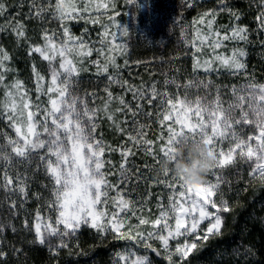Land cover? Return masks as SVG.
<instances>
[{
	"label": "rangeland",
	"instance_id": "obj_1",
	"mask_svg": "<svg viewBox=\"0 0 264 264\" xmlns=\"http://www.w3.org/2000/svg\"><path fill=\"white\" fill-rule=\"evenodd\" d=\"M120 1L121 0H90L89 2V0H64L66 5H75L77 9H83L85 7V4H87L88 11L73 13V17L75 18H66L61 20L58 18V14L54 10V5L56 4L57 0H35V6H33V0H27V16L33 15L37 19H39V22L46 23V21H48V23L51 24H49L48 27L39 28L41 33L39 36H36L34 38L35 43L31 44V49L33 48V46L37 45L41 46L42 48L47 46L46 41L43 38L45 32H47L48 37L56 46L55 51L49 52V55H54L55 57L51 61V63L56 64L55 68H57L58 71L63 72L62 69H59V64L63 60V58L60 57L58 51L61 47V41H64L68 44L69 47H71V53H65V56L67 57V59H71L73 61L76 73L72 75L69 81V86L67 89V99L70 102L73 96L78 97L79 99L76 104V109L81 113L83 104L85 103L88 105L90 111L98 110L96 111V114L94 115L92 121L95 124V131L92 133V135H94L96 139L100 140L101 144L105 147L104 155L103 157H101V159L105 161L103 171L106 173V180L110 185L113 186L107 187L105 189L106 195L102 196L101 202L96 205V209L97 211L106 213V215L103 217L105 225L108 224V221L113 214H118L117 219L121 220L124 223V228L121 229V232H123L125 236L129 234L135 236L137 232H143L145 233V239L147 240V242L157 243L162 254L165 256L166 253L162 248V243L159 239L156 238V235L160 234L161 232H164L166 234V230L163 228V224L159 228H153L151 224L140 225L139 219L144 218L149 221H154L155 219L160 218L161 212L167 210L169 207L172 190L168 187H165L164 184L160 183V186H162L161 193L159 194V198H157V200L155 201L150 200L152 194L146 201L140 198V194H130L131 191L129 190V184L131 183L130 180H133V177L129 176V166H131V163L135 164V162H139L138 158L140 156L138 155V152L144 151V153L147 154V156L145 155V157H142L141 160L145 159L146 157L151 158L152 160L155 159L147 152V149L150 146L146 145L143 142L144 140H150L148 138H145L142 141V144L138 143L133 148H129L126 145L114 144L120 142L116 140L120 135H126V127H124L126 119L124 117H128L127 112L125 111V113L124 108H122V104L117 101L118 94L120 95V92L124 94L123 100H125L126 97H129L127 103L129 101H132V103L128 105L131 108L132 106H136L138 104L139 108H143L144 110V103L147 104L146 106H148L149 109L152 108L151 111L157 114L156 118L158 120V123L160 124L158 137H160L161 134L167 137L168 133L166 130V125L171 123V121H167L164 122V124H161L160 120L162 119L163 114H166L170 109V106L167 104L168 99H172L173 103H176L177 100L184 101L186 104L192 105L193 108H195L196 106V101L199 100L200 107L204 109L201 114L204 118V121L208 123L210 119L208 116V112L216 110V105H219L220 108L226 110L228 109L229 104L238 103L239 101L236 99L237 94L245 95L244 107L246 109L248 107V84L254 83L256 85H260L264 84V81L260 79H256L257 81H255L250 76L244 77V79L239 80L238 83H226L222 79L223 72L231 74V78H229L228 80L241 78L240 75H242L243 70L228 68L223 65L221 60L216 58L217 56L222 58H230L232 57L233 52H238L240 50L244 51L245 49L244 43L246 41H241L239 39L223 40V34H230V30L234 26L243 27V21L241 17L239 16V20L235 19V16L233 15V13L235 12H225L221 11V9H217L216 11L212 10L214 16H205L204 14L209 12L206 11L194 18L191 22H188L185 19L177 18L175 13L178 12L177 9H183L185 6H188L190 1L192 0H122L126 2L127 10L123 17H119L118 3ZM102 4H107L108 7H97V5ZM37 8L44 9V11L39 16L35 15ZM235 14L239 15L237 13ZM202 16L204 17L203 24L199 22ZM209 21L212 22L211 29L208 28ZM73 23L74 26L72 25ZM82 23H88L91 28H78ZM65 28H67L69 36L73 37L72 40H69L67 36H64ZM124 28H127L128 31L124 32ZM257 29L260 32H258L259 34L264 35V29H261L259 22ZM217 31L221 33L220 37H214L212 35V33ZM205 36L208 37L207 40L204 39ZM173 39H179V42L176 44L177 50L175 49L172 55L179 54V56H181L179 61L181 62H188L189 60L192 61V67L189 68V70L187 67V70L190 73V79L184 84L183 75L178 74L177 76H175V74H173V63L168 60H163L161 62V67L165 68L162 72V75L163 79H165L164 83L166 84V86H157V95L153 96L150 92L152 90V85H149L148 82H145L146 85H144V83L141 81V78L136 77L133 73H131L130 75L134 62V57H130L131 53H133L134 45L140 41L150 46L161 45L158 47H163V50H165V45L167 44V42ZM132 40L133 45L131 46ZM81 42H83L84 44L83 49L78 46ZM155 42H157L158 44H155ZM217 42H219L221 45L218 48L215 47V44ZM260 48L264 49V45ZM89 50L91 51L90 55L87 54ZM34 53L43 59L40 53ZM93 55L99 58V65L93 73H91L90 75L88 74V76H90L88 77L84 74V72L87 71V60ZM125 55L127 56L126 58L124 57ZM174 59L177 58L174 57ZM239 59L244 63L243 60L245 59V56L240 57ZM113 60L115 61V65L118 67L113 66ZM205 61H209L210 63L206 64ZM46 62L50 63L49 61ZM136 62L138 64V61ZM33 66H35V70L33 67V80L28 77L31 85H27V88L25 90V85L22 84V91L26 94V100L24 102L30 103V110L34 112V121L40 122L37 123L36 128V131L39 134V138L44 139L46 141V144L44 148L40 149V151L36 149V154H33V151H31L28 158H24L23 160L27 161V164L29 163V161H33L34 165L44 170L46 176L50 180L49 182L52 185V201L50 205H48L44 210V213H41V215H39L42 219L39 221H37L36 219L34 221V227L35 224L39 222L41 224L42 231H44L45 236L47 237L48 233L45 229L46 223L51 221L53 227H55L56 218L58 216L57 206L54 203L55 185L51 175L47 171V162L51 160L53 165H55L56 158L48 152L49 145L47 141L49 140V136L47 133L43 132L42 122L44 121L45 114L51 111V104L49 103L50 98L57 99L59 101V96L58 91L50 93L47 92L48 88L53 87L51 82V75L49 76L47 72L43 71L41 67H37L36 64H34ZM105 66L108 67L107 72L103 71ZM168 67H170L171 69H168ZM205 68H207L208 70L205 71ZM125 71H127V73H125ZM9 77L10 75L4 74L3 82L5 84V89L7 90V92L9 90L13 91V95L18 97L19 93L10 88V86L17 80L15 79V81L12 83V79H10ZM40 77H43V79H40ZM110 77L118 82L110 83L105 80V78H107V80L110 81ZM215 77L218 78V81H214ZM90 78L91 81L94 82L93 86L96 87L93 88V90L91 88H84L85 86H92L88 85L85 81ZM63 79V75L58 78L57 85H59L60 87L63 86L61 85V81ZM115 83L117 84V87H119V90H110V88L113 87L112 84ZM205 84H207L208 86L205 87ZM103 85L105 88H102ZM153 85L156 84L153 83ZM162 88H165V90H163ZM233 88L236 89V94L233 93ZM107 90L109 91V93H111V98L109 97L108 93H106L108 96L106 97V95H104L103 99L102 95ZM141 92H143L142 97L139 95V93ZM134 94L136 98H134ZM130 97H132V100L130 99ZM6 98L8 99H6L8 104H10L12 102L11 98H9L8 96ZM16 103L18 106L17 111H22V109L19 107L21 101L17 99ZM106 104L107 109H105ZM61 108L63 110L64 106L61 105ZM116 109L121 110L116 111ZM23 111L24 115L26 116V110ZM37 111L38 115L35 114L37 113ZM5 114L8 115V111ZM234 114L239 115V110H236ZM109 116H112L111 120L109 119ZM197 119L198 118L194 115L192 116V122H196ZM16 123L20 124L22 132L27 134L26 120L21 119L16 121ZM82 123L85 126L86 132L92 131L91 125L89 124L87 118H82ZM208 126L209 134H211L210 123L208 124ZM48 127L50 130L53 128V125L51 124V117H49L48 119ZM221 130L225 131V136L216 138L217 153L220 149H223L225 152H227L230 146H234V142L231 140V130L224 129L223 124H221ZM237 131H239L238 128ZM250 134L254 135L258 133L252 127H246L243 133H241V135L245 139ZM36 139L37 138L34 136H29V140L31 142H35ZM197 139H199V136L197 137ZM11 140H16L20 143L21 146H23V141L15 132V128L14 136L13 138H11ZM111 140L114 143H112ZM153 142L154 143L151 146L153 148V152L154 154L159 156L160 146L163 141H158L157 139ZM251 143L253 147H255L256 141L253 140ZM158 145L159 148H157ZM3 147L4 150L6 148H10L11 150V146L8 145V143H4ZM126 149H131L132 154L128 155L127 157V163L124 166L126 169H128V172L122 178L120 175L121 164L124 163L122 152ZM238 152L239 150H237V153ZM40 157H44V159L41 160ZM16 158L19 157H16L14 154H12V159L16 160ZM239 162H243L249 167V169L241 168L239 176L243 177L244 175H249L253 177V175H251V169L255 163L254 158L252 161H246L245 159H241L238 154L233 164L214 168L211 172L208 173L206 177L207 182L215 184L217 178H219L220 183L217 190V196L213 197V199H215L218 203L220 202L221 197L224 198L223 185L227 184L230 181V178L227 176V174H224L220 170L227 167H237ZM154 168L158 170L159 164L156 163ZM20 170L21 168L19 169V171ZM19 174L26 175L24 172H19ZM156 174V178H161L162 181H170L172 183H176L171 179L172 174H170L168 177H165L163 173ZM12 175L13 174H11L10 176L12 177ZM122 179L123 182H121ZM30 190V180L27 179L28 194H30ZM179 190L180 189L177 186L176 191L178 192ZM121 197H123L125 201L129 202V208L123 212H120L119 208L117 207V202ZM28 204H30V201H27V205ZM208 210L215 211L210 206L208 207ZM225 214L226 213L224 212L220 213L223 219ZM168 222L170 225H174V220L172 219L171 215L168 218ZM9 224L10 223H8V220L2 222L0 221V231H4L6 228H8ZM209 224L210 220L206 219L199 225L197 233L185 234L175 239H171L169 241L170 250L174 251L176 245L182 244L186 240L189 242L195 240V242L197 243V241L201 240L206 234V228L209 226ZM82 226L90 227L88 225H81V227ZM129 226H131L130 229ZM60 228L61 230H63V225H60ZM107 230L111 229L108 228ZM148 232H153L154 236L152 238H147ZM115 234L118 236L117 233ZM197 235H199L200 237V239L198 240L196 239ZM49 239L51 241V247L56 248V245L59 242V237L53 236ZM136 240L139 243L143 244V241H141L139 237H137ZM45 245L49 246L47 243ZM129 250L140 255L144 254L136 250L135 248L127 247L123 250H120L117 254L118 264H125L124 261L120 260L119 254L127 252ZM176 259L180 258L178 256H174L173 260ZM152 264H154L153 261Z\"/></svg>",
	"mask_w": 264,
	"mask_h": 264
},
{
	"label": "snow or ice",
	"instance_id": "obj_2",
	"mask_svg": "<svg viewBox=\"0 0 264 264\" xmlns=\"http://www.w3.org/2000/svg\"><path fill=\"white\" fill-rule=\"evenodd\" d=\"M90 2V0H89ZM223 2V0H222ZM262 7H264V0H261ZM33 6H35V0H33ZM97 7L107 8V4L97 5ZM5 4L3 0H0V13L5 11ZM54 10L58 14V18L63 20L66 18H75L73 13L77 12H87V4L83 9H77L75 5H66L64 0H57L54 5ZM44 11L43 8H37L35 15L39 16ZM231 12V9H228ZM205 16L213 15L214 13L210 10ZM235 19L239 20V15H236ZM256 19L259 21L261 29H264V11H261ZM201 24L204 23V17L202 16L199 21ZM212 22L209 21L208 28L211 29ZM25 25L22 22H17L11 30L17 35L18 38H23L25 36ZM124 32L128 29L124 28ZM214 37H220V32L212 33ZM64 36H67L69 40L73 37L69 36L67 28L64 29ZM44 40L46 41V47L33 46L31 51L40 53L44 60L51 61L55 58L54 55H49L50 51H55L56 46L52 40L48 37L47 32L44 34ZM79 39V38H75ZM205 40L208 39L207 36L204 37ZM229 39H239L241 41H246L248 39V28L247 26H234L229 33L223 34V40ZM81 49L84 48L83 42L78 45ZM220 43L217 42L215 47H220ZM60 57L63 58L62 62L59 64V69L63 72L57 70V68H51V82L53 87L48 88L47 92H57L59 96V101L57 99L49 100L51 104V111L47 112L44 117L43 132L47 133L49 140L47 141L49 147L48 152L56 158V163L53 165L52 161L47 162V171L51 175L54 181V203L57 206L58 216L56 218V226L53 227L51 221L46 223L45 229L47 230V237L44 231H42L41 224L37 222L35 224L36 242L40 245H45L46 243L51 247L50 237H59V242L56 248H67L68 242L67 238L70 235L75 234L81 227V225H88L93 229L98 231H105L110 228L113 232L118 234V238L127 240H136L137 237L143 241V247L145 249H151L157 256L161 253L157 249L153 248L150 243L145 239V233L137 232L135 236L129 234L125 236L121 229L124 228V223L117 219L118 214H113L108 224L105 225L103 217L106 215L105 212L97 211L96 205L101 202L102 196L106 195L105 189L107 187H113L106 180V173L103 171L105 161L101 159L105 152V147L101 144V141L96 139L92 133L95 131V124L92 122L93 117L98 110H89L88 105L83 104L82 113L77 111L76 104L78 97L73 96L69 102L67 99V89L69 86V81L74 73H76L75 65L71 59H67L65 53H71L72 49L67 43L61 41V47L58 50ZM88 55L91 54L89 50ZM245 52L240 50L238 52H233L232 57L222 58L217 56L216 58L221 60L223 65L228 68H233L237 70H242L246 68V65L241 62L240 57H244ZM10 60L9 55L0 49V82L4 80V73L9 71L6 66V61ZM206 64L210 63L205 61ZM113 66L115 61H112ZM34 70H35V66ZM208 69L205 68V71ZM104 72L108 71V67L105 66ZM38 75V74H37ZM63 75L64 79L61 81L62 87L57 85L58 78ZM43 79V77H40ZM110 81L118 82L110 77ZM203 83V82H202ZM205 87L208 85L205 84ZM187 87V85H186ZM19 93V96H14L13 91L9 90L6 95L11 98L12 102L5 105L8 111L7 119L13 122L15 132L20 136L23 141V146L16 140L8 139V145L11 146V154L5 152L0 153L6 162V165L12 164V154L19 158H28L31 151L36 149H41L45 147L46 141L39 138V134L36 131L38 121H34V112L30 110L31 105L26 100V94L22 91V82H15L10 86ZM233 93L236 94V89H232ZM111 98V93L108 94ZM142 97L143 92L139 93ZM152 95H157L155 86L152 89ZM166 95V94H165ZM134 98L135 94H134ZM21 101L20 108L22 111H17L16 100ZM236 99L239 101L236 104H229L228 109L220 108L216 105V110L209 111V122L206 123L202 116L204 109L200 107L199 100L196 101L195 108L190 104H186L184 101L177 100L173 103L172 99L167 100V104L170 106L169 111L163 114L160 120L161 124L164 122L171 121V123L166 125L167 137L163 134L158 138L163 141L160 146L159 156L154 154L153 141L144 140L146 145H149L147 152L152 155L157 164L169 156L175 154V144L179 138H184L190 141H201L209 147L210 152L216 157V166L224 167L231 165L235 162L237 154L241 159L246 161L255 160L254 166L251 169V175L253 177H259L264 181V124L256 123L251 118V114L254 113L259 116L264 113V84L256 85L254 83L248 84L247 91V104L248 107L245 109V95H236ZM120 103L124 105L125 108L129 106L124 103L121 99ZM61 105L64 106L63 110ZM107 109V104L105 105ZM26 110V116L24 111ZM121 109H116L120 111ZM236 110H239V115H235ZM38 115L37 113H35ZM135 115V112L133 113ZM197 117L196 122H192V116ZM51 117V124L53 128L50 130L48 127V119ZM82 118H87L89 124L91 125V132H86L85 126L82 123ZM26 120L27 134L22 132L20 124L16 123L18 120ZM112 119V116H109ZM210 123L211 129L209 134ZM221 124H223L224 129L231 130V140L234 142V146H230L227 152L220 149L217 153L216 138L224 137L225 131L221 130ZM144 127L141 125V128ZM246 127L254 128L258 134H250L245 139L241 133H243ZM237 128L239 131H237ZM121 130V129H118ZM138 136H143L144 133L138 131ZM29 136H34L37 139L35 142L29 140ZM199 136V139L197 137ZM63 137V138H62ZM129 139L133 140L135 143H140L135 137L129 136ZM255 140V147L252 145V141ZM237 150L239 152L237 153ZM132 154L131 149H126L122 152L124 157V163L121 164L120 175L123 178L128 172L125 168L127 163L128 155ZM41 160L44 157H40ZM30 162V161H29ZM165 177L172 174L170 171L163 173ZM171 179L176 183L170 181H160L165 187L172 190V195L170 196V204L167 210L162 211L160 218L154 221H149L144 218L139 219L140 225L151 224L153 228H159L163 224V228L166 230V234L161 232L156 235L162 243V248L166 253L165 259L169 264H177L173 260L174 256H178V264H184V261L189 257L194 250H197V243L195 240L192 242L184 241L182 244L175 246L174 251L170 250L169 241L175 239L185 234L197 233L199 225L206 219L210 220L209 226L206 228V234L203 239L207 240L210 235H219L223 227V217L220 213L229 212L231 209L228 202L222 197L218 203L213 197L217 196V190L219 186V178H217L216 183L205 181L201 184H191L184 181V179L177 178L175 175H171ZM3 187L8 191H18L21 195H26V187L21 180L19 174H17L16 181L17 185L15 188L12 187L13 179L8 175L7 167L4 170L3 175ZM123 182V179L121 180ZM177 186L179 191H176ZM187 205V206H186ZM15 207V203L12 205ZM211 207L215 211H209L208 207ZM117 207L120 212L125 211L129 208V202L125 201L123 197L117 202ZM171 215L174 220V225H170L168 218ZM42 218L37 215V221ZM60 225H63V230H61ZM27 226V222H25ZM131 226H129V229ZM154 236L153 232L147 233V238H152ZM196 239H200L199 235ZM7 253L0 250V258L6 257ZM121 261L125 264H152V261L147 254H137L133 251H127L119 254Z\"/></svg>",
	"mask_w": 264,
	"mask_h": 264
},
{
	"label": "trees",
	"instance_id": "obj_3",
	"mask_svg": "<svg viewBox=\"0 0 264 264\" xmlns=\"http://www.w3.org/2000/svg\"><path fill=\"white\" fill-rule=\"evenodd\" d=\"M3 3L6 10L0 13V48L10 57V60L5 62L9 71L4 74L10 75L9 78L12 79V83L15 79L22 82L26 90L27 85H31L28 77L33 80L34 64L41 67L49 76L51 75V68L56 67V64L44 61L31 51V44L35 43L34 38L41 33L39 28L48 27L50 23L46 20V23H41L33 15L27 16V0H3ZM190 3L183 9H177L178 12L175 13L177 18L191 22L206 11L221 9V11L228 12V9H231V11L239 14L243 21L242 25L248 28V39L244 43L245 59L243 60L246 68L242 70L241 78L228 80L231 78V74L223 72L222 79L226 83H238L244 77L250 76L255 81H257L256 79L264 81V49L260 48L264 45V35L259 34L257 29L259 21L256 19L258 14L264 11L261 0H223V2L222 0H192ZM118 4V16L123 17L127 10L126 2L121 0ZM18 21L25 25L23 38H18L11 30ZM72 25L74 26V23ZM78 28L89 29L91 27L88 23H82ZM178 42L179 39L168 41L165 50L163 47H158L161 45L150 46L141 41L135 44L130 56L134 57L130 75L133 73L136 77L141 78L144 85H146L145 82H148L149 85H152L151 89L155 86L157 91V86H166L162 75L165 68L161 67V62L168 60L173 63V74L175 76L183 75L185 84L190 79L188 70L192 67V61L189 60L190 63L181 62L179 61L181 58L179 54L172 55ZM132 45L133 40L131 41ZM173 56L177 59H174ZM98 65L99 58L94 55L91 56L87 60V71L84 74L90 75ZM168 69L171 68L168 67ZM105 80L113 83L107 78ZM215 80L218 81V78L215 77ZM85 81L92 86H85L84 88H91L92 90L96 88L93 86L94 82L91 81V78ZM4 85V82H0V153L7 152L10 154V148L4 150L3 144H7L8 139L13 138L14 126L5 114L7 112L5 105H8V99ZM112 85L110 90H119L116 83ZM102 88H105L104 85ZM162 89L165 90V88ZM150 92L152 93V90ZM106 93L109 94V91L104 92L103 99L104 95L108 96ZM123 95L120 92L117 101L123 100ZM128 99L129 97H126L123 101L130 105L132 101L127 103ZM130 99L132 100V97ZM137 105L132 106V108H125L122 105L124 112L126 111L128 115V117H124L127 136L122 134L119 136L120 139L115 138L120 141L119 143H114L111 140L115 145L135 147L138 143L129 139V136L135 137L140 141V144L145 138L153 141L159 138L160 124L156 118L157 114L152 112V108L149 109L146 103H144L145 111ZM134 112L135 115H133ZM141 125L144 127L141 128ZM138 131L144 135L138 136ZM37 150L40 151V149ZM37 150H34L33 154H36ZM138 155L140 156L139 162L131 163L129 166V176L133 177L129 184L130 194H140V198L144 201L148 200L152 194L150 200L155 201L159 198L162 187L160 186L162 179L156 178V173H158V170L154 168L156 161L147 157L141 160L142 157L147 156L144 151H139ZM23 159H12V164L9 166L6 165L5 160L0 155V221L8 220L10 223L8 228L0 231V250L7 253L6 257L0 258V264H118L117 254L127 247L135 248L149 255L154 264H169L157 243L152 242L150 244L160 251V256H157L151 249H145L143 244L137 240L118 238L112 230L102 232L82 226L75 234L67 238V248L57 249L37 243L34 221L37 219L36 216L44 213V210L50 205L53 189L44 170L34 165L33 161L27 164V161ZM6 167L8 175L13 174V188L17 185V173L24 172L26 174H19L26 187V195H21L18 191H8L3 187V175ZM241 168L249 169L245 163L239 162L237 167H227L220 170L230 178V181L223 185V199L228 202L231 210L226 212L224 216L221 233L210 235L207 240L202 238L197 241V250L189 255L184 264H264V181L249 175H244V178L240 177ZM27 179L30 180V194L27 193ZM27 201H30V204L27 205ZM13 203H15V207L12 206ZM26 220L27 226H25ZM174 261L178 264L179 259Z\"/></svg>",
	"mask_w": 264,
	"mask_h": 264
},
{
	"label": "clouds",
	"instance_id": "obj_4",
	"mask_svg": "<svg viewBox=\"0 0 264 264\" xmlns=\"http://www.w3.org/2000/svg\"><path fill=\"white\" fill-rule=\"evenodd\" d=\"M251 118L256 123L264 124V113L259 116L252 113ZM216 163V157L206 144L199 140L193 142L179 138L175 144V154L160 162L158 173L170 171L187 183L201 184L206 181L208 173L215 168Z\"/></svg>",
	"mask_w": 264,
	"mask_h": 264
},
{
	"label": "bare ground",
	"instance_id": "obj_5",
	"mask_svg": "<svg viewBox=\"0 0 264 264\" xmlns=\"http://www.w3.org/2000/svg\"><path fill=\"white\" fill-rule=\"evenodd\" d=\"M138 173V172H137Z\"/></svg>",
	"mask_w": 264,
	"mask_h": 264
}]
</instances>
